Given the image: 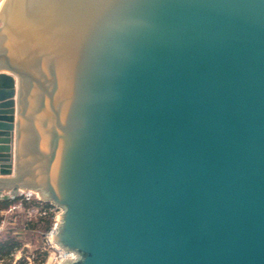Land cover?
<instances>
[{
  "label": "water",
  "instance_id": "95a60500",
  "mask_svg": "<svg viewBox=\"0 0 264 264\" xmlns=\"http://www.w3.org/2000/svg\"><path fill=\"white\" fill-rule=\"evenodd\" d=\"M21 190L63 207L62 264H264V0H3Z\"/></svg>",
  "mask_w": 264,
  "mask_h": 264
},
{
  "label": "built area",
  "instance_id": "2783aa9c",
  "mask_svg": "<svg viewBox=\"0 0 264 264\" xmlns=\"http://www.w3.org/2000/svg\"><path fill=\"white\" fill-rule=\"evenodd\" d=\"M34 194L38 196L39 200H43L36 191L21 190L19 195L20 199L14 204L10 205L6 211H0V234L6 229V226L10 222L18 219L19 215L21 214V211L19 210L24 206L25 201L29 200ZM48 202L50 203L48 208L30 207L26 209V211L22 212L26 222L25 226H27L28 231L31 232H36V228L30 227V223L47 216H51L53 218L51 226L44 234L46 240L44 241V245L41 247V249H39L37 252H34L33 250L30 251V243H20V246L16 247L11 253H9V255L7 254V256H2L0 254V264H45L47 253L50 254L48 264H62L67 259H77L78 254L76 252L67 250L54 241V235L57 232L64 209L63 207L58 206L50 201ZM6 214H12V221H8L5 217H3Z\"/></svg>",
  "mask_w": 264,
  "mask_h": 264
},
{
  "label": "rangeland",
  "instance_id": "374dc122",
  "mask_svg": "<svg viewBox=\"0 0 264 264\" xmlns=\"http://www.w3.org/2000/svg\"><path fill=\"white\" fill-rule=\"evenodd\" d=\"M3 0H0V3L2 2ZM37 192V191H36ZM39 192V191H38ZM37 192V193H38ZM40 195V197L42 198V194L39 192L38 193ZM20 199V197H19ZM18 201V200H17ZM15 201V202H17ZM44 201V203L42 202ZM15 202H12L11 204H14ZM48 202V201H45V200H39L38 196L36 194H34L33 196H31V198L29 200H27V204H29L28 206H23L19 211H21V214L19 215L18 219L12 221L13 219V216L12 214H6L5 217L8 221H12L10 222L7 226H6V229L1 232L0 234V238L2 237H7L9 235H12V236H15L17 241H19L20 243H30L31 245V248H30V251H39V249H41V247L44 245V241L46 240L45 239V236L44 234L47 232V230L49 229V227L51 226L52 222H53V218L51 216H49L50 218V223H48L47 225H45L44 220H41V219H38V220H41V221H38L37 220V224L35 225L36 226V232H31V231H28V227L25 226V220H24V215L22 214L23 211H26V209L28 208H32V207H41L44 206V204ZM50 206V205H48ZM48 211H51V210H48ZM54 211H57V210H54ZM23 215V216H22ZM48 217V216H47ZM47 217H44V218H47ZM43 218V219H44ZM36 222V220L34 221ZM9 255V254H8ZM2 256H7L6 255H2ZM50 257V254L47 253L46 254V260H45V264H48V259Z\"/></svg>",
  "mask_w": 264,
  "mask_h": 264
},
{
  "label": "trees",
  "instance_id": "16d2710c",
  "mask_svg": "<svg viewBox=\"0 0 264 264\" xmlns=\"http://www.w3.org/2000/svg\"><path fill=\"white\" fill-rule=\"evenodd\" d=\"M19 200V196L16 197V198H12V199H8V200H4L2 201V203L0 204V207L1 208H5V207H8L12 202H15ZM27 201H25L24 203V206H28L29 204L26 203ZM44 203V201H42ZM50 205L49 202H46L44 204V206H42V208H48ZM50 217H47V218H41V220H44L43 223H45V225H47L48 223H50ZM41 220H38V221H41ZM37 224V221L36 222H33V223H30L29 226L30 227H35L36 228V225ZM20 246V242L17 241L16 237L15 236H12V235H9V236H5V237H2L0 238V254L1 255H6V254H9L11 253L16 247Z\"/></svg>",
  "mask_w": 264,
  "mask_h": 264
},
{
  "label": "crops",
  "instance_id": "0c3cea01",
  "mask_svg": "<svg viewBox=\"0 0 264 264\" xmlns=\"http://www.w3.org/2000/svg\"><path fill=\"white\" fill-rule=\"evenodd\" d=\"M4 192L7 193V192H8V189H5ZM11 199H12V198H11ZM2 201H4V200H0V204L2 203ZM10 205H12V204H10ZM10 205H9V206H10ZM9 206H8V207H9ZM8 207H5V208H1V207H0V211H6V210L8 209Z\"/></svg>",
  "mask_w": 264,
  "mask_h": 264
},
{
  "label": "bare ground",
  "instance_id": "6f19581e",
  "mask_svg": "<svg viewBox=\"0 0 264 264\" xmlns=\"http://www.w3.org/2000/svg\"><path fill=\"white\" fill-rule=\"evenodd\" d=\"M2 3V2H1ZM1 3H0V5H1Z\"/></svg>",
  "mask_w": 264,
  "mask_h": 264
}]
</instances>
